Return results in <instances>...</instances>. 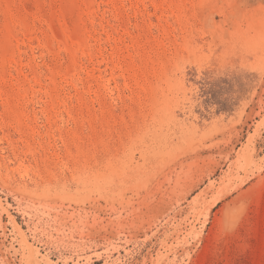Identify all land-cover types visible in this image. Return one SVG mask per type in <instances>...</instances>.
<instances>
[{"label":"rangeland","instance_id":"obj_1","mask_svg":"<svg viewBox=\"0 0 264 264\" xmlns=\"http://www.w3.org/2000/svg\"><path fill=\"white\" fill-rule=\"evenodd\" d=\"M0 264H264V0H0Z\"/></svg>","mask_w":264,"mask_h":264}]
</instances>
